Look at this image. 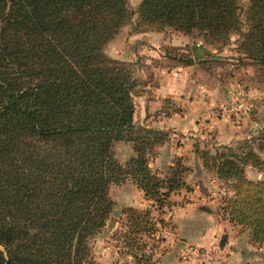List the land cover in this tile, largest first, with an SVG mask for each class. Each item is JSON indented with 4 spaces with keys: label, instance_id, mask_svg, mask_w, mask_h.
<instances>
[{
    "label": "trees",
    "instance_id": "16d2710c",
    "mask_svg": "<svg viewBox=\"0 0 264 264\" xmlns=\"http://www.w3.org/2000/svg\"><path fill=\"white\" fill-rule=\"evenodd\" d=\"M243 11L244 30L237 0H138L135 8L137 24L196 31L215 48L240 33L242 56L264 66V0H248ZM132 13L126 0H0V264H99L88 240L113 208L111 183L129 178L156 209L184 185L178 162L164 177L148 166L166 135L134 121L132 69L103 51ZM119 140L132 147L124 163L112 151ZM196 152L231 191L222 213L263 243L264 176L249 178L245 167L264 175V127ZM122 212L126 252L154 264L142 258L141 236L164 219L149 207Z\"/></svg>",
    "mask_w": 264,
    "mask_h": 264
},
{
    "label": "rangeland",
    "instance_id": "374dc122",
    "mask_svg": "<svg viewBox=\"0 0 264 264\" xmlns=\"http://www.w3.org/2000/svg\"><path fill=\"white\" fill-rule=\"evenodd\" d=\"M126 2L129 8L133 11L131 18L127 23L120 27L118 32H116L109 41L106 42L103 51L106 55L119 59L131 67L137 82V94L133 96V117L134 121L140 125L145 105L150 99H154L152 96L154 92H152L151 87L154 80H156V73L158 71L164 72L167 67V70L170 72L169 68H171L172 64H184L181 63V58L187 59L189 57L183 52L173 51V48L170 47L172 46L170 41L173 38L175 30L166 27L158 31L150 26L137 24L135 8L138 0H126ZM237 2L240 9V16L243 20L241 29L244 30L245 22L243 10L247 5L248 0H237ZM189 35L195 39L205 41L196 31ZM239 35L240 33H231L228 40L223 44H214L217 51L204 55L208 58L195 59V61L198 64L204 62L206 64L211 63L212 65H208V68H212L214 71H216L217 68L222 67L225 63L228 64L227 67L229 70H235V72L228 74V80H223L226 84L228 82V97L224 102L226 118L232 123H238L243 117L249 116L250 118H254L256 122L258 120V124H260L261 122L263 123L264 120H259L258 117L255 118V116H253V109L258 106L256 101H263L264 97H257L254 92L251 93L250 91H264V66H259L253 63L250 59L242 56L237 46ZM170 55H173V57H170ZM241 67L244 70L240 69ZM236 69L238 70L236 71ZM239 69L240 74L238 73ZM230 90H241L248 95L251 110L247 115H241V113L236 115L233 113L231 106L233 105L234 99ZM145 91H147V94ZM156 102L159 107L154 110L155 113L157 111H164L166 113L177 111L180 110V107L182 106L180 103L181 106L176 104L174 99L169 96L159 97ZM217 109L220 108L218 107ZM251 114L253 117L250 116ZM262 123L260 124V127H264V124ZM161 130L165 133L166 140L172 141L173 144H178L184 139L189 140L190 137L196 139L197 136H199L187 133H176V131H171L170 129ZM172 132L175 134H172ZM238 140L233 141L232 144H235ZM181 143H183V141ZM198 146L199 145L196 142L195 147L197 148ZM214 147L215 145L207 148L201 147L197 150L208 149L210 152H213ZM155 149L156 148L153 147L148 152L147 161L151 170L159 176H166L169 172L168 166L172 165L174 162H178L181 166L188 169V166L184 164L182 156L171 158V164H168L167 162L155 163ZM112 151L115 158L120 163H124L132 154L131 143L124 140L116 141L112 145ZM190 163L192 162L190 161ZM203 168L206 169L205 167ZM206 170L211 173H208L209 176L212 175V170ZM186 172L187 170L182 174L184 185L169 193L168 204L164 205L161 209H156L151 206V202L144 198L142 191L137 188L129 178L121 182L111 183L109 185L108 194L114 201L113 208L106 219L104 226L88 240L90 252L94 260L99 264H137L136 258H133L126 252V248L119 235L120 231H122V208L124 206H135L138 208L149 207L150 215L153 219L156 220L161 217L165 221L163 224L156 222L157 230L154 235L150 237L145 235L141 236V240H144L146 243V246L143 249L145 255L143 254L142 258L149 255V260L155 262L154 264H158L156 262H159V264H221V257L219 254H217L218 258L213 259L214 261H212L211 258H207L204 254V251L208 249H211L210 251L214 250V253H216V248H212V243H209L208 246L203 244L199 246L191 243L184 237L182 229H184L186 225L182 218L185 216H193L197 219H203L202 217L207 216L210 212H214L218 216L224 215L221 211V205L223 198L227 196V193L226 195L218 193L215 196L216 200H213L214 202L210 201L214 196H210V192L202 187V179L200 178H196L194 181L195 184L199 183V190L197 192H192V186L185 181ZM204 178L207 180V176ZM217 186L221 189L227 187L225 182L217 183ZM213 205L216 206L213 207ZM211 208L214 209L212 210ZM113 211L115 212L113 213ZM207 217L210 219L209 215ZM137 255L140 256L139 254ZM141 264L144 263L142 262ZM256 264H264V260L256 262Z\"/></svg>",
    "mask_w": 264,
    "mask_h": 264
},
{
    "label": "crops",
    "instance_id": "0c3cea01",
    "mask_svg": "<svg viewBox=\"0 0 264 264\" xmlns=\"http://www.w3.org/2000/svg\"><path fill=\"white\" fill-rule=\"evenodd\" d=\"M173 34L170 47L173 48V51L186 54L192 62L172 64L169 68L170 72L167 67L164 72L156 73V80L151 87L155 100L152 98L145 105L140 123L159 129H170L176 133L200 136H197L196 139L192 137L189 140L184 139L183 143L180 141L178 144L167 140L156 144L154 146L156 148L154 161L155 163L167 162L171 164V158L182 156L184 164L188 166L185 181L192 186V192L199 190V183L195 184L194 181L196 178H200L202 187L210 192V196H214L210 200L214 202L218 193L223 195L227 193L229 196L231 191L227 187L221 189L217 186V183H222V181L216 178L213 173L208 175L210 172L203 168L196 149L212 147L217 144H230L235 140L248 137L255 133L262 122L258 124V120L256 122L249 116L243 117L238 123H232L227 119L224 102L228 97V82L226 84L223 80H228V74L235 70H229L227 63L222 67L218 66L216 71L208 68L211 63H196L195 59L208 58L204 55L217 51V49L211 43L195 39L189 34L176 31ZM240 69L244 70L242 67ZM145 92L147 94V91ZM250 92H254L257 97H264V91ZM166 96L174 99L176 104L180 103L181 109L169 113L164 111L155 113L154 110L159 107L156 101L159 97ZM256 102L259 108L257 106L253 109V116L264 120V100ZM217 106L220 109H217ZM172 134L175 133L172 132ZM196 142L199 145L197 148L195 147ZM157 172L159 173L158 170ZM245 174L252 179L264 176L262 172L250 166L245 167ZM205 176H207V180L204 178ZM215 206L213 205V207ZM208 215L210 219L207 217ZM207 216L202 217L203 219L193 216L182 218L186 225L182 229L183 235L188 241L199 246L202 244L208 246L209 243H212V248H216L221 255V264H242L243 262L256 264V262L264 260V242L257 244L250 241V230L242 229L239 225L231 223L225 215L218 216L214 212H210ZM156 263L159 264V262Z\"/></svg>",
    "mask_w": 264,
    "mask_h": 264
},
{
    "label": "built area",
    "instance_id": "2783aa9c",
    "mask_svg": "<svg viewBox=\"0 0 264 264\" xmlns=\"http://www.w3.org/2000/svg\"><path fill=\"white\" fill-rule=\"evenodd\" d=\"M230 91L234 99L233 105L231 106V110L233 111V113L236 115L238 113H241V115H247L251 110V104L249 102L248 95L241 90H230ZM210 250L211 249L204 251V254L207 258H211V260L214 261L213 259L218 258L217 254H219V252L217 249H215L216 253H214V250L213 251Z\"/></svg>",
    "mask_w": 264,
    "mask_h": 264
},
{
    "label": "water",
    "instance_id": "95a60500",
    "mask_svg": "<svg viewBox=\"0 0 264 264\" xmlns=\"http://www.w3.org/2000/svg\"><path fill=\"white\" fill-rule=\"evenodd\" d=\"M114 212H115V211H113V213H114ZM249 232H250V231H249ZM5 263L8 264V260H7V259L5 260Z\"/></svg>",
    "mask_w": 264,
    "mask_h": 264
}]
</instances>
